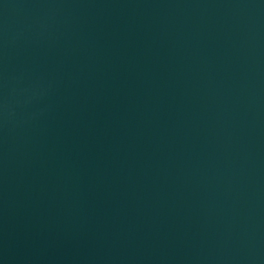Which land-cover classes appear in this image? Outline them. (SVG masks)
Returning <instances> with one entry per match:
<instances>
[{"label":"water","instance_id":"obj_1","mask_svg":"<svg viewBox=\"0 0 264 264\" xmlns=\"http://www.w3.org/2000/svg\"><path fill=\"white\" fill-rule=\"evenodd\" d=\"M0 174L264 236V0H0Z\"/></svg>","mask_w":264,"mask_h":264}]
</instances>
